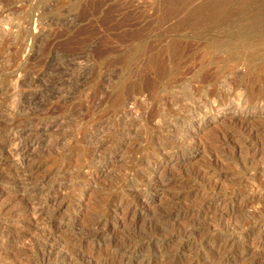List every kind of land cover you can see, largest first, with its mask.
<instances>
[{
    "label": "rangeland",
    "instance_id": "rangeland-1",
    "mask_svg": "<svg viewBox=\"0 0 264 264\" xmlns=\"http://www.w3.org/2000/svg\"><path fill=\"white\" fill-rule=\"evenodd\" d=\"M263 38L264 0H0V264H264V92L226 85Z\"/></svg>",
    "mask_w": 264,
    "mask_h": 264
},
{
    "label": "bare ground",
    "instance_id": "bare-ground-1",
    "mask_svg": "<svg viewBox=\"0 0 264 264\" xmlns=\"http://www.w3.org/2000/svg\"><path fill=\"white\" fill-rule=\"evenodd\" d=\"M173 14H176V12H173L171 15H168V17L172 16ZM186 17H188L192 20H195L197 22L211 21V22H214L218 25L221 23L225 24V23L229 22L227 16L224 17L223 15L219 14L218 12L217 13H209V12L198 11V12L192 13ZM223 24H221V25H223ZM262 40L263 41L259 40V42H256L254 44V47H252V48L256 49L255 46H258L257 45L258 43L264 42V38ZM86 41H87L86 39H79L76 41V44L81 46ZM259 45H261V44H259ZM185 47L186 46L182 45L178 41H173L170 44H168L163 51L158 52L154 55H151L147 58L144 67L147 69L148 73L145 74L143 79H144L145 89H147L151 94L155 93V91L162 84H164L166 81L172 80L173 79L172 77H174V75L178 74L179 68L181 66V61H182L181 58H183L185 56V53H186ZM166 52H169L170 54L166 55ZM235 53H236L235 51H232L233 56H235ZM243 56H245V57L251 56V48L246 49V52H244ZM263 69H264L263 67L253 69L251 72H249L247 74L249 78H246L245 76L241 75L240 71L236 70V72L234 73L235 74V80H233V81L231 80L232 82H230L229 81L230 79H228L229 77L226 78V79H228L227 81H229V82H226L227 83L226 85H227L228 89L230 90V92H232V91L233 92H247L250 90H254V92H264V70ZM213 79H215V78L214 77L209 78V80H213ZM135 86L136 85L133 86V89L134 88L137 89V87H135ZM138 92H139V90H138ZM121 97L122 96L119 95L117 97V101H119L121 99ZM243 102H244L243 100H240L239 104H242ZM52 122H53V120H52ZM47 125H49V124H46L45 128H42L46 131V133H47V129H48ZM42 132H39V133H42ZM32 133H33V131H32ZM35 133L33 135H35ZM29 134H31V132ZM38 134H36V135H38ZM36 135H35V137L34 136L31 137L30 135L27 134V135H25V136H27L25 139H23L21 141L19 140V142L16 144L17 145V148H16L17 155L23 161L31 158L30 157V153H31L30 151L32 150V148H34V145L37 143ZM20 137H22V136H20ZM22 138H24V137H22ZM31 164H32V162H31ZM35 167H37V165L31 166L30 169H26L23 172L27 173L30 170L33 171L35 169ZM154 241H155V238L153 237V235H151L150 237L148 236L145 239L144 244L148 243V245L150 246L153 244ZM131 243H132V241L128 242L129 246L131 245ZM49 244H50L49 241H45L44 252H42L43 259L50 258V256H51V251L48 249Z\"/></svg>",
    "mask_w": 264,
    "mask_h": 264
}]
</instances>
